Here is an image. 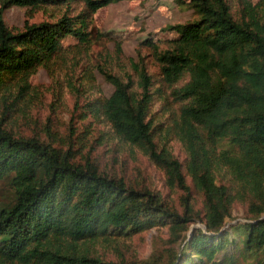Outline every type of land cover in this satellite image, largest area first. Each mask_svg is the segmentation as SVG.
Wrapping results in <instances>:
<instances>
[{"label":"trees","instance_id":"16d2710c","mask_svg":"<svg viewBox=\"0 0 264 264\" xmlns=\"http://www.w3.org/2000/svg\"><path fill=\"white\" fill-rule=\"evenodd\" d=\"M49 1L56 0H0L2 94L16 81L19 97L29 76L58 52L67 34L90 44L92 13L119 0H83L84 8L75 15L63 12L39 22L25 18L22 29L5 22L12 5L40 7ZM188 2L197 17L166 25L177 34L165 47L150 45L164 82L173 84L188 74L172 90L182 103L171 128L185 147L186 171L202 194V206L195 207L191 199L181 161L154 140L147 119L151 76L137 60L132 63L136 88L130 75L103 70L113 89L99 106L115 132L140 147L164 168L169 184L183 190L181 210L158 192L100 171L89 157L75 160L72 144L62 148L37 135L14 134L3 122L4 109L0 180L12 196L0 204V262L126 264L103 259L88 240L129 237L166 225L175 247L141 264H237L227 252L229 245L237 247V239L255 255V264H264V0H238L237 15L229 0ZM116 46L122 51L119 41ZM221 166L227 168L224 181L216 178ZM236 200L246 205L249 219L226 226ZM193 221L203 227L185 235Z\"/></svg>","mask_w":264,"mask_h":264},{"label":"rangeland","instance_id":"374dc122","mask_svg":"<svg viewBox=\"0 0 264 264\" xmlns=\"http://www.w3.org/2000/svg\"><path fill=\"white\" fill-rule=\"evenodd\" d=\"M256 2L258 0H252ZM232 12L237 15L238 0H229ZM84 8L83 0H56L40 7L12 5L4 14L5 22L12 29H22L24 19L39 22L55 20L63 12L75 15ZM91 43H83L76 34L61 39V48L45 65H40L28 78V86L17 97L16 81L10 92L0 91V116L5 109L3 122L14 134L37 135L59 147L72 144L76 149L75 160L87 157L100 171L122 176L134 187H147L161 194L171 206L181 210L183 190L168 182L163 167L148 157L144 151L121 138L100 109L99 102L110 94L113 85L105 78L103 70L123 78L131 76L136 88L138 75L132 63H145L151 76L152 101L147 115L153 137L158 147L163 143L182 163L186 182L195 207L202 206V194L197 190L186 171V151L171 126L178 117L182 101L175 99L172 90L188 79V74L173 84L161 79L158 62L150 44L160 48L176 32L166 25L184 22L197 17L188 0H119L96 9L92 15ZM145 40V42H142ZM119 41L122 51L117 50ZM9 109L5 104H9ZM221 145L217 147L219 149ZM227 168L216 171L218 181L227 179ZM12 192L5 180H0V204L8 202ZM246 205L234 201L226 226L249 219ZM203 227L200 221L189 224L185 235L193 227ZM230 237H235L231 233ZM237 247L229 245L227 252L234 255L237 264H255V255L243 249L239 239ZM90 249L105 260L141 264L157 253L166 256L175 247L169 241L166 225H155L129 237L107 240H88ZM0 264H23L0 262ZM30 264H39L32 262Z\"/></svg>","mask_w":264,"mask_h":264}]
</instances>
